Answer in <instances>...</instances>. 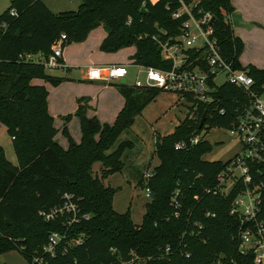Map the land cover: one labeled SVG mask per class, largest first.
<instances>
[{"label": "trees", "instance_id": "trees-1", "mask_svg": "<svg viewBox=\"0 0 264 264\" xmlns=\"http://www.w3.org/2000/svg\"><path fill=\"white\" fill-rule=\"evenodd\" d=\"M199 4L214 15V34L223 56L235 68H243L238 62L243 45L231 27L229 16L234 8L230 0H200ZM178 7V0H81L76 10L55 13L43 0H10L0 14V123L11 137L17 164L6 158L0 145V251L10 245L31 262L32 253L41 251L48 233L63 229L60 220L45 221L41 212L61 205L62 194L69 193L80 213L89 217L70 229L69 236L80 235L82 242L50 258L51 264H107L117 256L130 258L132 251L137 264L142 259L143 264H252V253L238 251V222L228 212L240 186L228 195L206 191L217 188V174L226 162L204 160L211 146L197 136L203 129L231 127L235 109L244 99L240 89L223 83L208 103L187 96L188 112L195 108V119L188 113L171 133L156 139L154 153L159 162L149 178L143 173L139 183L150 187L151 197L136 224L129 207L119 212L113 206L119 187L105 185L93 174L92 165L101 163L102 177L121 172L123 153L133 143L118 142L119 136L161 89L115 84L125 102L112 124L87 117V99L79 98L75 112L63 118L79 117L81 141L74 142L64 126L69 145L62 148L54 139L57 129L47 111V89L31 84L32 79L42 78L57 85L65 78L48 74L43 63L27 60L25 55L47 58L61 33L66 36L65 47L84 41L99 25L107 32L100 51L116 52L132 45L136 49L130 57L133 64L170 69L172 63L163 59L152 37L165 40L179 34L183 18L171 16ZM244 68L256 86L264 84V69ZM192 133L198 138L196 143L189 149L175 148ZM206 212L214 216L206 217ZM184 250L188 257L182 254Z\"/></svg>", "mask_w": 264, "mask_h": 264}, {"label": "built area", "instance_id": "built-area-1", "mask_svg": "<svg viewBox=\"0 0 264 264\" xmlns=\"http://www.w3.org/2000/svg\"><path fill=\"white\" fill-rule=\"evenodd\" d=\"M178 2L179 7L171 16L183 18L179 34L165 40H160L157 36L152 37L158 44L163 59L172 63L171 68L136 65L145 75L143 80L136 77L134 85L157 87L204 103L212 100L211 93L223 83H229L243 92L244 99L238 103L235 109L236 118L228 128L239 140L240 149L225 161L223 169L217 174V188H209L206 191L228 195L234 187L240 186L228 210L229 215L238 222V251L243 255L252 253V264H264V84L256 86L247 69L235 68L233 61L223 56L220 42L214 34V15L200 6V0ZM65 38V34L61 33L52 44L51 53L47 58L31 54L25 55L24 58L40 61L46 69L65 68L62 58ZM126 74L127 68L121 64L89 67L87 71L88 80L106 82L119 80ZM217 76L224 77L220 85L215 83ZM220 112H223V109ZM197 140V137H193L191 144ZM175 148H184L183 141L175 144ZM144 176L149 178L151 172H145ZM143 195L150 199L149 186L143 187ZM62 199L61 205L41 212L45 221L60 220L63 229L48 233L41 251L32 253V264H51L50 258H55L58 253L63 254L69 247L82 242L80 235L69 236L70 229L89 215L80 213L71 194L63 193ZM173 201L174 206L178 207V202L174 198ZM174 215L178 216V212H174ZM205 216L213 217L214 214L206 212ZM194 225L200 228L197 222ZM110 252L114 254L116 249L110 248ZM182 254L189 256L187 250L182 251ZM136 259V254L132 251L130 258L125 260L117 256L116 260L107 264H137ZM144 262L145 259H142L138 264Z\"/></svg>", "mask_w": 264, "mask_h": 264}, {"label": "crops", "instance_id": "crops-1", "mask_svg": "<svg viewBox=\"0 0 264 264\" xmlns=\"http://www.w3.org/2000/svg\"><path fill=\"white\" fill-rule=\"evenodd\" d=\"M44 2L50 8L49 4ZM230 2L234 8L229 16L231 27L234 35L239 37L243 45L238 62L242 67L252 65L258 69H264V0H230ZM106 35L105 28L99 25L89 31L84 41L71 43L64 47L62 58L65 68L58 69L61 73L53 75L64 77V81L52 85L42 78L31 80V84L44 85L47 89V111L52 116L53 125L57 129L54 139L62 148H67L69 145L68 138L63 133L64 126L74 142L79 143L81 141L82 132L79 117L73 115L66 121L63 118L75 112L79 98L85 97L87 99L86 116L96 117L101 123L112 124L124 105V97L115 84L127 83L129 68L137 67L130 59L136 49L135 46H132V49L128 48L131 49L128 52L126 48H121L116 52L100 51L99 45ZM110 64L124 65L127 68L125 77L109 82L88 80L87 71L89 67H103ZM131 129L130 127L128 131H132ZM128 131H124L119 136L121 141L128 140L131 134ZM134 146L133 144L132 148ZM130 152L123 153L124 165L121 172L128 167L129 174L133 177L130 178L136 179L139 184L141 176L147 172V168H145L144 160L140 154L131 155ZM154 155L155 153L151 154V160ZM94 166L98 169L101 163L95 162ZM121 172L111 174L107 181L111 182L112 180L113 186L122 188L125 182H129V180L125 181ZM116 194L118 192L113 197L114 208L119 212L126 211L128 205L125 208L116 206ZM132 220L136 224L141 222V220L135 221L133 217Z\"/></svg>", "mask_w": 264, "mask_h": 264}, {"label": "rangeland", "instance_id": "rangeland-1", "mask_svg": "<svg viewBox=\"0 0 264 264\" xmlns=\"http://www.w3.org/2000/svg\"><path fill=\"white\" fill-rule=\"evenodd\" d=\"M46 1L51 10L55 13L67 10H76L81 0H43ZM10 4V0H0V14ZM127 52L132 49L131 46H125ZM131 48V49H128ZM125 52V51H123ZM48 74L54 75L61 73L58 69H46ZM145 73L138 67L129 68L127 84L133 85L134 78L138 76L143 80ZM224 77L217 76L215 78L216 85L223 83ZM191 102L187 96L180 97L178 94L161 90L156 97L150 101L137 115L131 126L132 131L128 137L135 146L134 148H127L124 152L131 151V155H139L144 160L145 168L147 172H151L154 165L158 164V159L154 155L151 160V154H154V146L158 137L167 135L174 130V127L179 124L188 115ZM189 113V117L195 119V108ZM198 138H203L210 143V150L205 153L202 158L208 161H221L225 162L232 158L240 149L239 140L231 134L230 130L223 127H212L208 130L203 129L198 135ZM121 141L120 139L118 142ZM127 140H122V142ZM117 142V143H118ZM0 145L3 147L6 158L13 164H17L15 153L13 150L10 136L6 132V128L3 124H0ZM115 148V147H114ZM113 148V149H114ZM127 154V153H125ZM141 159V160H142ZM92 165V172L102 179L105 185L113 186L111 182L107 181V178L113 174H108L106 177H102L103 168L100 166L98 169ZM130 170L126 167L121 172L122 177L129 182H125L122 188H119L116 194V206L125 208L128 205L131 218L135 221L142 219L144 213V205L148 201L142 194L143 188L138 184L136 179H131L129 174ZM128 173V174H127ZM131 177V178H130ZM116 192V193H117ZM126 204V205H125ZM0 264H32L26 259L17 249L10 245L5 246L0 251Z\"/></svg>", "mask_w": 264, "mask_h": 264}, {"label": "water", "instance_id": "water-1", "mask_svg": "<svg viewBox=\"0 0 264 264\" xmlns=\"http://www.w3.org/2000/svg\"><path fill=\"white\" fill-rule=\"evenodd\" d=\"M141 12H145V9H144L143 7L141 8ZM204 120H205V116L203 115L202 118H201V120H200V123H199V129L202 127V125H203V123H204ZM194 136H195V134L192 133V134H189V135L185 136V137L182 139V141H183V143H184V147H185V149H189V148H190V146H191V139H192Z\"/></svg>", "mask_w": 264, "mask_h": 264}]
</instances>
